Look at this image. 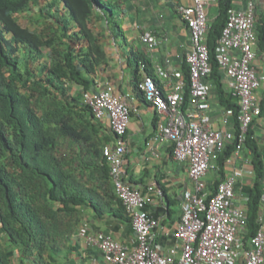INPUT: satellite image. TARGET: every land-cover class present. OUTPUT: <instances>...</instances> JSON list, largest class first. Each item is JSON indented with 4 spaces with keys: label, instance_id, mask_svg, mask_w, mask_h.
Instances as JSON below:
<instances>
[{
    "label": "trees",
    "instance_id": "16d2710c",
    "mask_svg": "<svg viewBox=\"0 0 264 264\" xmlns=\"http://www.w3.org/2000/svg\"><path fill=\"white\" fill-rule=\"evenodd\" d=\"M233 1L218 0V15L210 22L207 43L212 71L206 80L212 83V92L222 105L233 108L237 115V97L225 89L216 55ZM34 5L44 22L41 31L19 20L21 12ZM97 7L108 17L117 37L120 17L111 0H0V264H61L65 256L59 243L65 244L69 238L65 235L81 220L77 206L104 210L99 188L119 204L115 215L131 223L115 193L103 147L98 144L97 117L84 101V93L94 89L98 71L109 60L100 36L90 26ZM257 12L258 43L264 51V9ZM134 63L139 84L140 66L148 64V58L137 55ZM183 70L188 104L190 74L186 63ZM247 145L253 151L256 177L253 185L245 188V240L260 226L264 192V162L251 129ZM233 150V144L227 145L217 160L222 175L225 159ZM222 179L210 189L216 191ZM146 209L150 210L149 206ZM153 214L160 215L158 211Z\"/></svg>",
    "mask_w": 264,
    "mask_h": 264
},
{
    "label": "built area",
    "instance_id": "2783aa9c",
    "mask_svg": "<svg viewBox=\"0 0 264 264\" xmlns=\"http://www.w3.org/2000/svg\"><path fill=\"white\" fill-rule=\"evenodd\" d=\"M214 4H218V0H185L176 6L190 31L192 43L186 54L190 74L188 104H185L184 73L174 67L170 59L167 60L168 67H156L163 87L149 74L140 83L156 112L167 118V122H159L158 135L173 140L174 158L188 164L192 181V189L184 195L180 224L172 233H166L176 243L170 249L156 242L160 221L146 209L155 202L151 194L153 187L146 191L126 180L124 136L132 117L128 98L117 94L108 80L98 81L94 90L84 93V101L94 115L98 119L108 118L116 136V143L106 145L103 154L110 166L115 193L135 232L133 243L127 244L110 233L94 232L88 223H83L78 235L102 256L101 259L93 256L88 264H264V216H259L257 232L245 240L248 207L236 201L235 190L237 181L245 173L244 168L237 166V161L240 159L246 166L253 165L244 152L248 148L251 126L262 114L257 89L264 83V74L258 73L254 65L259 16L254 0L227 10L216 55L223 75L237 97L239 112L236 115L233 108L226 109L223 123L228 126L219 128L212 122V84L206 80L212 71L207 35L209 10ZM143 39L151 48L157 43L149 31L144 33ZM142 66L146 67V64ZM229 144L234 145V150L225 159V164L232 168L219 182L216 191L211 192L205 177L218 169L217 160Z\"/></svg>",
    "mask_w": 264,
    "mask_h": 264
},
{
    "label": "crops",
    "instance_id": "0c3cea01",
    "mask_svg": "<svg viewBox=\"0 0 264 264\" xmlns=\"http://www.w3.org/2000/svg\"><path fill=\"white\" fill-rule=\"evenodd\" d=\"M111 1L116 4V11L123 24L122 28H118V36H114L108 17L98 7L95 10L93 22L90 24L94 33L100 36V41L105 46L109 57L108 64L98 71V79L99 81H110L115 92L128 98L132 106L131 122L124 136L127 148L125 156L126 180L146 191H148V187H153L151 194L155 202L149 205V211L153 216V212L156 211L160 214L159 217H156L160 221V229L155 240L168 250L176 243L171 235H166V233H172L180 224L184 195L188 189H192V181L188 164L174 158L173 140L158 135L159 122H167V118H162L156 112L153 104L146 99L144 90L140 88V83L149 74L154 76L163 87L164 82L159 77L156 67L158 65L168 67V59L174 67L184 73L183 65L184 63L188 65L186 54L191 50L192 43L190 31L178 14L176 6L180 1L185 0ZM254 1L257 11L264 9V0ZM247 2L248 0H234L233 5L245 6ZM217 15L218 4H214L209 10L210 22L216 19ZM147 31L151 32L157 39L153 48L143 39V35ZM120 35H123L124 42L120 41L122 38ZM255 49L257 58L254 65L258 73L264 74V51L261 50L258 42ZM141 54L148 58L149 63L146 64V67L140 66V82L138 84L135 79V63L131 64V58ZM184 77H186L185 73ZM223 78L226 84L225 89L232 91L225 76ZM76 87L74 90L78 89ZM257 94L261 102L262 114L252 124L251 133L264 162V83L257 89ZM225 111L226 108L222 105L217 93L212 92L210 114L214 126L219 128L228 126L223 123ZM94 122L98 130L96 134L100 148L103 147L104 149L106 145L115 144L117 139L108 118H97ZM244 153L252 160L253 165L246 166L243 160L237 161V166L244 168L245 173L237 181L235 190L236 201L248 207V195L245 188L253 185L256 172L252 149L248 147ZM231 168L232 165L224 162L223 175L217 169L212 170L215 173H212V176L205 180L211 192L213 190L210 189V185L218 179L224 178ZM98 190L103 197V201L100 202L104 210L98 212L90 205L77 206L78 217L81 220L74 231L65 235L69 237L65 244L64 242L59 243L58 248L63 249L62 254L65 256V260L62 259L61 264H74L76 262L88 264L93 256L102 258L96 248L88 246L85 240L78 235L83 223H88L94 232L104 231L122 242L133 243L135 232L132 222L122 221L118 218L114 212L120 207L119 204L115 203L114 200H109L100 188ZM262 197L259 216H264ZM70 259L74 263L69 262Z\"/></svg>",
    "mask_w": 264,
    "mask_h": 264
},
{
    "label": "rangeland",
    "instance_id": "374dc122",
    "mask_svg": "<svg viewBox=\"0 0 264 264\" xmlns=\"http://www.w3.org/2000/svg\"><path fill=\"white\" fill-rule=\"evenodd\" d=\"M42 15L39 11V8L37 5H34L31 9L29 10H24L21 12L19 16V20L22 24L25 26H28L32 28L33 30L36 31H41L42 30V25L43 21H41ZM117 26L122 28L123 24L120 19L117 18ZM122 38L120 39L121 42H124V37L123 35H120ZM135 62V57L132 56L131 58V64ZM212 173L214 174L215 171H212L208 176L205 177V180L210 178L212 176Z\"/></svg>",
    "mask_w": 264,
    "mask_h": 264
}]
</instances>
